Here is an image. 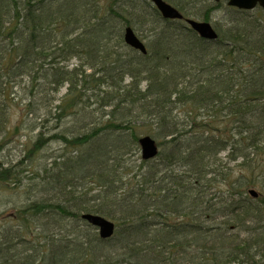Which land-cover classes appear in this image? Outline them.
<instances>
[{
  "label": "trees",
  "instance_id": "1",
  "mask_svg": "<svg viewBox=\"0 0 264 264\" xmlns=\"http://www.w3.org/2000/svg\"><path fill=\"white\" fill-rule=\"evenodd\" d=\"M117 1L0 0V187L30 191L0 227V264H264V9L168 0L204 20L226 7L210 41ZM128 25L147 26V53ZM14 106L13 134L38 131L17 159L4 155ZM145 135L155 158L139 154ZM53 142L62 152L24 184L26 156Z\"/></svg>",
  "mask_w": 264,
  "mask_h": 264
},
{
  "label": "rangeland",
  "instance_id": "2",
  "mask_svg": "<svg viewBox=\"0 0 264 264\" xmlns=\"http://www.w3.org/2000/svg\"><path fill=\"white\" fill-rule=\"evenodd\" d=\"M141 1L144 0H125L124 3H127L128 6H131L132 2H138L140 3ZM192 1V0H190ZM209 2L211 0H208ZM224 2V1H223ZM130 4V5H129ZM195 4L198 3H194V5H189L190 10H193V12L195 11V13L199 12V13H203L205 11V9L207 8V4H200V6L197 8L195 6ZM195 6V7H194ZM226 7H220L217 8L214 13L212 14L213 17L211 19L212 23L215 26V23L218 24V21H222L225 22L224 19L227 20V16L229 18V15H226ZM191 17L193 18H197L200 19V16L198 14L194 16L191 15ZM204 20V19H202ZM146 27L147 26H141L140 28V33L145 35L146 33ZM148 32V30H147ZM70 64H75V61L70 62ZM129 79V78H128ZM66 92V88H62L61 91L58 93V95L60 96L61 94ZM95 104H93L92 106H94ZM91 106V107H92ZM12 113H11V124L9 125L10 129V136L7 139V143L4 149V155H8L9 156H13L15 159H17L21 153L22 150L24 148V145L26 143L27 147H29L30 143V138H34L37 136L38 131H31L27 126L26 127H22L19 128L18 130L16 129L13 134V129L16 127V125L19 123V121H17L16 119L20 116L21 110H19L16 106H14V108H12ZM62 152V148H61V143L60 142H53L52 144H50L47 148H45L43 150V154L42 155H38L37 157L34 158V160L29 156H26V160L28 158V160L31 163V172L28 170L27 172H23L22 176L25 177L24 180V184H28L31 181L32 178V174H33V170H34V165L32 163L35 162V160H37V162L39 164H44L46 162H48L49 160L52 159V157H49L50 155H58L59 153ZM139 154H142V149L140 150ZM25 155V154H24ZM23 155V156H24ZM49 157V158H48ZM34 176V175H33ZM30 184V183H29ZM261 185L260 183L257 185L259 186ZM255 189L259 190V187H257ZM26 187V186H25ZM30 191L29 188L25 189L24 186L17 188V190L14 191V189L10 188H3L0 187V227L4 226L3 224L5 223V220L8 215H12L15 211H16V207L20 206V205H24L26 203H28V198H30Z\"/></svg>",
  "mask_w": 264,
  "mask_h": 264
},
{
  "label": "water",
  "instance_id": "3",
  "mask_svg": "<svg viewBox=\"0 0 264 264\" xmlns=\"http://www.w3.org/2000/svg\"><path fill=\"white\" fill-rule=\"evenodd\" d=\"M155 5L159 8L160 12L162 13L163 17L166 18H183L181 12L175 7L171 6L165 0H153ZM228 4L240 7L244 9H253L257 5H261L264 8V0H227ZM189 25L194 29L197 30L202 37L216 40L218 34L214 28L208 21H200L197 19H187ZM125 41L129 45H132L141 51L146 52L145 45L142 40L136 36L134 30L131 27L126 28L125 34ZM142 156L144 159L146 158H153L157 156L159 148H157L156 141L150 137L149 135H145L140 139ZM253 196H257L258 192L255 190H251ZM83 218H86L94 227H98L100 236L104 239L109 238L115 232L116 226L113 221L108 219L107 217L101 216L99 214H92V213H84Z\"/></svg>",
  "mask_w": 264,
  "mask_h": 264
},
{
  "label": "bare ground",
  "instance_id": "4",
  "mask_svg": "<svg viewBox=\"0 0 264 264\" xmlns=\"http://www.w3.org/2000/svg\"><path fill=\"white\" fill-rule=\"evenodd\" d=\"M124 1L125 0H118L117 1V4L118 3H123V4H121V7H124V8H126V9H128V10H133V8L131 7V6H128L127 5V3H124ZM167 3H169L171 6H175L173 3H171L170 1H168V0H165ZM215 2H219V1H224V3L226 4V5H228V6H231V7H234V8H239V9H243V10H248V9H244V8H240V7H235V6H232V5H230V4H228V2H227V0H214ZM142 2H145V3H148L150 6H153V7H155L158 11H159V13H160V15H161V17H163V15H162V13L160 12V10H159V8L155 5V3H154V1L153 0H144V1H142ZM180 12H181V10L177 7V6H175ZM131 10V11H132ZM249 10H251V9H249ZM248 10V11H249ZM181 14H182V16H183V18H173L174 20H181L187 27H190V28H192L190 25H189V23L187 22V19L188 18H190V19H197V18H193V17H191V16H185L182 12H181ZM163 18H165V19H170V18H166V17H163ZM173 19H170V20H173ZM197 20H200V19H197ZM200 21H208V22H210L211 23V25L212 26H214V24L212 23V21L211 20H200ZM127 27H131L132 28V30H134V32H135V34H136V36L139 38V40H142L143 41V43H144V45H145V48H146V52H144V51H141L140 49H138V48H136V47H134V46H132V45H129L128 43H127V41H125V34H126V28ZM214 28H215V30H216V26H214ZM193 29V28H192ZM123 39H124V41H125V43L131 48H133V49H135V50H137V51H139V52H143V53H147L148 51H147V44H146V42H145V40H143L142 38H141V33H140V30L138 29H135V27L134 26H132V25H128V26H124L123 27ZM194 30V29H193ZM194 31H196L197 33H198V35L200 36V37H202L201 35H200V33L197 31V30H194ZM216 32H217V34H218V31L216 30ZM218 38L216 39V40H211V39H208V38H205V37H202V38H204V39H208V40H210V41H217V40H219V34H218V36H217ZM150 136V135H149ZM150 137H152V136H150ZM155 141H156V145H157V148H159V143H158V141H157V139H155L154 137H152ZM140 149H141V143H140ZM159 150H160V148H159ZM142 151H143V149H142ZM158 153H159V151H158ZM158 153H157V155H158ZM141 156H142V154H141ZM157 157V156H156ZM142 158H143V156H142ZM153 158H155V157H153ZM144 159V158H143ZM147 159H150V158H146V160ZM85 213H87V212H85ZM83 215L84 214H82L81 216H82V218H83ZM101 216H103V215H101ZM105 217V216H104ZM107 217V216H106ZM108 218V217H107ZM83 219H86V218H83ZM108 219H110V218H108ZM87 220V219H86ZM111 220V219H110ZM88 221V220H87ZM111 221H113V220H111ZM89 222V221H88ZM114 222V221H113ZM90 223V222H89ZM115 223V222H114ZM91 224V223H90ZM92 225V224H91ZM93 226V225H92ZM94 227V226H93ZM96 227V226H95ZM97 228V230H98V233H99V236H100V232H99V229H98V227H96ZM115 231H116V229H115ZM115 233V232H114ZM101 237V236H100ZM111 237V236H110ZM109 237V238H110ZM102 238V237H101ZM102 239H104V238H102ZM263 263H264V261H263Z\"/></svg>",
  "mask_w": 264,
  "mask_h": 264
}]
</instances>
